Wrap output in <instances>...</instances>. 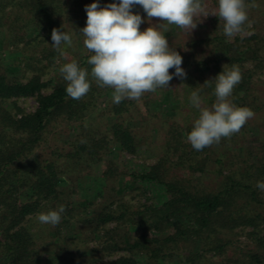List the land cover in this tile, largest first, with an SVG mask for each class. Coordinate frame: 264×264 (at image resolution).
Listing matches in <instances>:
<instances>
[{
  "label": "trees",
  "instance_id": "obj_1",
  "mask_svg": "<svg viewBox=\"0 0 264 264\" xmlns=\"http://www.w3.org/2000/svg\"><path fill=\"white\" fill-rule=\"evenodd\" d=\"M94 2L104 7L119 0H0V25L17 35L24 15L35 35L51 37L64 23L87 21L85 8ZM205 3L210 13L218 7V0ZM132 12L138 14L134 6ZM7 14L15 18L4 23ZM223 24L209 15L192 35L166 37L183 58L185 78L170 69L169 88L119 104L111 96L102 109L97 101L112 95L111 88L91 81L87 95L76 100L67 95L62 74L47 80L42 79L46 72L35 69L22 82L11 76L21 67L0 64V264H209V253L225 264H264V191L256 186L264 182V143L246 150L242 144L258 128L256 119L264 118V98L254 81L264 70V52L256 35L229 40ZM83 40L67 59L90 72L91 53ZM61 55L54 48L46 57L53 65ZM233 65L239 66L242 81L229 99L255 115L230 138L197 151L187 141L199 116L189 97L197 91L202 107H211L215 81L203 84ZM47 89L51 92L44 94ZM26 98L36 100L32 113L17 103ZM165 98L191 114L162 118L151 106ZM60 127L69 128V140L45 147ZM152 133L155 138L163 134L159 144L152 142ZM112 149L115 158H110ZM126 155L156 160L138 164ZM84 175L95 178L90 198L80 197ZM133 193L152 202L125 201ZM60 205L65 212L58 225L38 222L39 213ZM171 223L173 230L165 232ZM241 227L252 228L251 243L243 247L231 238ZM119 252L127 255L103 262V256Z\"/></svg>",
  "mask_w": 264,
  "mask_h": 264
},
{
  "label": "clouds",
  "instance_id": "obj_2",
  "mask_svg": "<svg viewBox=\"0 0 264 264\" xmlns=\"http://www.w3.org/2000/svg\"><path fill=\"white\" fill-rule=\"evenodd\" d=\"M134 5L142 6L147 14L150 26L144 31L140 30L143 18L132 12ZM249 7L256 5L246 4V0H218V7L211 13L205 0H119V3L104 7L98 2L87 5L86 26L79 32L84 37L85 48L91 53L87 59L91 69L89 72L75 60L64 63L59 71L67 82L66 93L79 100L90 91L91 81H95L99 87L113 89V102L119 104L125 99L139 100L145 93L169 88L173 79L170 69H175L176 77H186L181 67L183 58L169 46L165 35L170 26L191 33L203 18L214 15L224 21L226 37L251 35L245 29L246 23L251 28ZM154 17L160 22L153 25L151 20ZM197 18H201L199 22ZM51 40L57 51L62 45L73 44L70 34L56 28L52 30ZM213 80L216 99L211 107H202L197 91L189 97L191 105L199 110V116L187 135V141L197 151L218 144L222 138H230L255 115L250 108L237 106L229 99L242 81L238 65L226 71L223 68L220 74L203 85L210 86ZM256 186L264 191V182L258 181ZM64 212L65 207L60 205L55 210L39 213L37 220L41 224L56 226Z\"/></svg>",
  "mask_w": 264,
  "mask_h": 264
},
{
  "label": "rangeland",
  "instance_id": "obj_3",
  "mask_svg": "<svg viewBox=\"0 0 264 264\" xmlns=\"http://www.w3.org/2000/svg\"><path fill=\"white\" fill-rule=\"evenodd\" d=\"M256 7H249L248 8V17L249 21L251 22V28L247 27L246 32H251V35H243V36H236L234 38H229V40H233L235 38H247L252 35H256L257 39L259 40V44L262 47V52H264V0H259L258 2L254 3ZM137 12L141 17L143 18L144 22L140 25V30L144 31L146 28L150 26L147 18H144L147 16V14L144 12L142 6L140 5H134ZM144 13V14H143ZM135 14V13H134ZM145 15L143 17V15ZM3 20L4 23L11 22L12 19L15 18V16L11 14H7ZM20 17V16H19ZM66 18V17H65ZM73 21H77L74 20ZM160 21L158 18H152L151 24H157ZM28 20L23 15L21 18H19V28L17 35H13L8 30L5 29L2 25H0V64L2 66L7 67L10 64L17 65L21 67L20 71L17 73L11 75L15 76L20 81L26 82L28 78H30L33 75V72L35 69H41L42 71L46 72V75H43L42 79H49L52 77H58L60 78V67L68 62V56L70 54H73L74 51H79L80 43L83 37V35L79 32V29H82L86 26V21L81 23H64L62 30L66 33L70 34L73 40V44L71 46L62 45V55L55 57L54 64H49V60L46 57L47 53H49L50 50L54 49V47L51 45L52 40L51 37L46 35L44 32L41 33L39 36L35 35V32L31 30V27L27 25ZM195 31V30H193ZM193 31L190 33L188 31L182 30L174 25L170 26V31L165 33L166 37H176L177 34L181 33V35L184 32H187L189 35L193 34ZM184 37V34H183ZM45 48V49H44ZM45 51V55L43 53ZM68 50V51H67ZM74 50V51H73ZM29 65L26 67V65ZM249 65V64H248ZM250 67V65L248 66ZM62 76V75H61ZM254 81L256 82V88L259 90V94L264 98V70L262 73H257V75L254 77ZM51 92V89L44 90V94H48ZM112 95L108 96H102L98 99L97 103L99 107L102 109L104 108L106 102L110 100ZM167 101V103L165 102ZM18 105L26 112V113H32L37 108V103L35 98H26V99H19L17 101ZM164 104H168V107H164ZM169 108V110L167 109ZM192 108V107H190ZM167 109V111H165ZM151 110L157 111L159 115L162 118H167L172 115H176L177 117H181L180 114L182 113L184 116L190 115L192 111L186 110L184 108H178V104L173 101L171 98H165L164 100L160 99V101H156L152 104ZM180 112V114H179ZM256 122L259 124L258 128L254 129L253 132L248 133L242 141L244 150L248 146L258 148V146L261 145V143H264V118L260 119L257 118ZM133 124H136L133 123ZM155 133H152L153 138L151 139L154 145H157L161 142V138L163 136L162 133L158 134V138H155ZM71 135V131L68 127H60L56 129L54 132H52L47 139L46 146L52 145V146H59L61 147L63 145V142L65 140H69ZM255 139H258V142L255 141ZM52 140V141H51ZM110 158L117 157L118 153H116L115 150L110 151ZM239 153V152H238ZM126 159H132L135 163L138 164H146L151 165L155 162V158L150 157L148 155L139 156V157H131L129 155H126ZM254 161V160H253ZM98 169H96L94 174L96 175L98 173ZM85 176V175H84ZM94 176H85L84 179V185L81 186L80 190V197L84 198L85 196L90 198L93 194L92 186L94 185ZM151 198V197H150ZM125 201L130 202L133 205H136L138 202L147 204H150L152 201H146V196H136V193H133L131 195H126ZM174 226L173 223L170 224L169 230H166L165 232H171ZM110 227H112L110 225ZM261 234L264 235V226L260 227ZM71 229L67 230V233H70ZM252 231L251 227H241L235 231V233L231 236L233 242L239 247H243L245 244H250L251 241L249 240L248 234ZM39 234H42V230L39 229ZM153 232H150L148 235L151 236ZM41 236V235H40ZM95 243H90V246H93ZM127 255L125 252H119L112 256H103L102 260L103 262H108L110 260H115L119 258L120 256ZM89 256V255H88ZM87 256V257H88ZM96 259L99 260L100 255L95 254L93 255ZM212 254H208V257L210 258L209 264H225L224 261H222V258L213 256ZM100 262H98L99 264Z\"/></svg>",
  "mask_w": 264,
  "mask_h": 264
}]
</instances>
